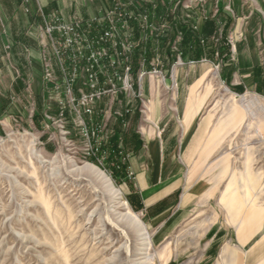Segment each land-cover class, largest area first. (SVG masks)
Returning <instances> with one entry per match:
<instances>
[{
	"label": "rangeland",
	"instance_id": "obj_1",
	"mask_svg": "<svg viewBox=\"0 0 264 264\" xmlns=\"http://www.w3.org/2000/svg\"><path fill=\"white\" fill-rule=\"evenodd\" d=\"M206 1L200 7L193 4L190 10L178 11L185 17L193 16V11L205 10ZM110 8L100 14L95 12L93 18L73 20L98 18ZM59 16L63 23L73 21ZM183 20L186 22L187 18ZM51 21L46 18L44 29L39 30L42 97L38 100L33 82L26 81L21 97L25 102L23 113L12 118L11 126L1 121L0 264H199L206 246L203 238L211 224L221 222L226 213L235 224L234 219L241 217L247 204L244 198L249 202L256 185L264 184V98L253 93L236 96L220 80V68L206 59L183 63L177 59L182 56L176 48L173 50L177 61L173 63L172 57L155 47L152 60L146 62L138 48L131 61L130 78L135 91L141 89L143 100L152 96L165 100L167 120L177 117L174 121L179 125L178 112L169 108L178 105L181 110L192 83L203 74L205 82L199 95L208 88L209 97L195 123L201 124L208 115L212 116L209 126L202 123L188 157L198 155V163H204L201 176L207 185L214 184L205 197L214 193V199L199 203L185 221L177 223L161 240L162 233L151 229L129 200L127 192L132 185L126 165L131 157L130 144L135 146L140 138L144 143L147 135L155 134L153 139H158L162 121H155L157 126L152 123L153 104L145 102L143 108L132 92L104 94L93 105L94 114L86 113L82 102L92 91L85 73L73 83V94L69 95L64 70L68 74L74 60L81 67L87 66L86 59L84 63L79 60L80 53L90 57L101 46L91 52L94 45L93 49L88 44L60 46V37L52 38L47 33ZM134 27L145 31L140 24ZM106 63V59L99 58L91 60L90 66L101 75ZM48 71L53 74L52 83L45 79ZM100 75L98 89L104 87ZM246 101L251 106L246 107ZM235 109L241 111V117L229 125ZM122 110V116H114L115 111ZM212 124L218 130L201 149ZM132 136L135 139L129 142L127 137ZM87 164L105 173L121 199H116L115 193L108 192L92 174L75 172ZM259 169L261 182L259 174L255 175ZM205 182H200L196 191L204 192ZM226 201L231 202V213ZM123 202L142 226L127 219Z\"/></svg>",
	"mask_w": 264,
	"mask_h": 264
},
{
	"label": "crops",
	"instance_id": "obj_2",
	"mask_svg": "<svg viewBox=\"0 0 264 264\" xmlns=\"http://www.w3.org/2000/svg\"><path fill=\"white\" fill-rule=\"evenodd\" d=\"M123 1L131 3V9L138 14L148 16V30L137 33L135 28L141 44L161 35L170 40L168 47L174 51L180 34L182 38L176 47L182 58L177 59L186 62L188 59L182 53L187 55L188 45L183 50L185 36L184 29L178 27L182 26L180 20L199 36V49L203 51L200 61L206 59L218 66L224 84L235 94L253 93L264 98V0H207L205 10H195L188 17L182 11L175 12L176 0ZM111 5L112 0H0V135L4 131L1 121L11 126L12 118L23 113L25 102L21 97L26 81L33 82L38 100L42 97L39 30L44 29L46 18L56 13L66 21L89 19ZM183 18H187L186 22ZM202 76L192 83L181 110L178 105L169 108L178 112L179 125L174 121L177 117L167 120L165 100L155 96L145 100L153 104L151 122L162 121L163 129L158 139H153L155 134L147 135L144 143L140 138L138 144L129 146L131 157L126 169L132 186L127 195L146 224L162 233L161 240L177 223L185 221L199 203L214 199V193L205 197L214 184L207 185L201 176L204 163H198V155L188 157L202 131V123L207 127L212 119L208 115L201 124L195 123L209 97L208 88L199 95L205 82ZM214 127L212 124L208 129L201 149L218 130ZM261 173V169L259 173L255 171L260 182ZM200 182L206 183L204 192L196 191ZM253 193L249 202L244 198L247 204L241 217L234 219L235 224L227 213L221 222L211 224L203 238L206 246L199 264H264V184L256 185Z\"/></svg>",
	"mask_w": 264,
	"mask_h": 264
},
{
	"label": "built area",
	"instance_id": "obj_3",
	"mask_svg": "<svg viewBox=\"0 0 264 264\" xmlns=\"http://www.w3.org/2000/svg\"><path fill=\"white\" fill-rule=\"evenodd\" d=\"M203 3L204 0H176L175 12L178 11V8L190 10L193 8V4L200 7ZM110 9L108 12L106 11L104 14L99 15L98 18L83 21L73 20L68 23H63L60 16L54 13L50 17L52 19L51 24L47 25L49 36L52 38L54 35L60 37V46L73 47L88 44L90 45L89 47H92L94 45V49L92 47L93 50H90V52L96 50L98 45L101 46L98 48L100 51L95 54L92 53L90 57L88 54L80 53L81 58L79 60L86 59L88 61L87 66L81 67V63L74 60L73 65H70V69L72 70L68 74L67 70H64L68 84L66 91L69 95L73 94V83L78 81L80 74L85 73L84 77L92 93L90 96H85L82 105L84 108L86 107L85 111L89 114H94L93 105L104 94L114 95L132 92L135 95L134 97L143 104L144 108L145 100L141 97V89L137 92L135 91V84L131 82L130 74L132 72L131 61L140 47V41L135 36L134 25L140 24L142 30H148L150 27L148 16L143 15L144 13L138 14L131 9V3H125L123 0H112ZM181 38L179 34L174 44L177 45ZM173 48L176 49L177 47L173 46ZM99 58H104L107 62L105 70L101 72V75L95 73L93 66H90L91 60L95 61ZM99 75L104 84L102 89H98L97 81ZM45 79L48 83L54 82L52 72L48 71L45 74ZM72 100L75 101V99ZM121 104L123 103L121 102ZM126 112L130 113L128 110ZM141 112L145 113L142 110ZM123 114V110L121 112L115 111L114 116H122Z\"/></svg>",
	"mask_w": 264,
	"mask_h": 264
},
{
	"label": "trees",
	"instance_id": "obj_4",
	"mask_svg": "<svg viewBox=\"0 0 264 264\" xmlns=\"http://www.w3.org/2000/svg\"><path fill=\"white\" fill-rule=\"evenodd\" d=\"M178 27H179V29L180 28L184 29L185 38H184V43L182 45L183 50L185 49V46L188 45L187 55L182 53L183 57H185V59H193L192 61H199L202 57V54H203V51H201L199 49V44H200L199 43V36H197L195 31L192 30V28H190L189 25L186 27L179 25ZM169 42H170V40H168V38H165V37H162L161 35H159L156 37V39L154 38L153 40L150 39L146 42H143L141 44V48L138 52L141 53L142 58H144L146 60V62H149L153 58V51L156 47V50H158L160 52L165 51L170 57H172V61H174L175 53H174V51H171V49L168 47ZM131 138H132V140H134L135 136H132ZM127 140H128V138H127ZM115 141H116V139L113 140V142H115Z\"/></svg>",
	"mask_w": 264,
	"mask_h": 264
},
{
	"label": "bare ground",
	"instance_id": "obj_5",
	"mask_svg": "<svg viewBox=\"0 0 264 264\" xmlns=\"http://www.w3.org/2000/svg\"><path fill=\"white\" fill-rule=\"evenodd\" d=\"M226 92H228L227 89H225ZM236 95V94H235ZM237 96V95H236ZM246 104V107L248 106H251V104L249 103V101H246L245 102ZM241 117V111L238 110V109H235L233 111V114L231 115V118H230V122H229V125L233 124V122L237 121L239 118ZM75 172L79 173V174H92L96 181L99 182L101 185H103L105 187V189L108 191V192H112L113 194L115 193V198L117 199H121V195H120V192L118 190H116V188L112 185L111 181L108 179V177L105 175V173L103 171H100L98 170L96 167L94 166H91L89 164H87V166H84L83 168H78V169H75ZM227 202V201H226ZM124 203V202H123ZM226 207H227V210L228 212H230V206H231V202L228 204L225 203ZM124 206L126 207V209L128 210V216H127V219L130 220V222H135V224H137L138 226H142L141 225V222L139 221L137 215H134L132 214L130 211H129V206L124 203ZM231 213V212H230ZM140 228V227H139ZM140 230V229H139ZM145 230V229H144Z\"/></svg>",
	"mask_w": 264,
	"mask_h": 264
}]
</instances>
